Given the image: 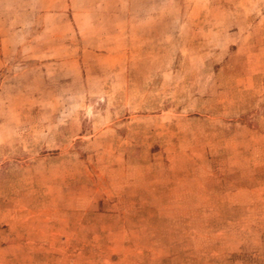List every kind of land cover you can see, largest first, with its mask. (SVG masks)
<instances>
[{"label": "rangeland", "instance_id": "1", "mask_svg": "<svg viewBox=\"0 0 264 264\" xmlns=\"http://www.w3.org/2000/svg\"><path fill=\"white\" fill-rule=\"evenodd\" d=\"M0 264H264V0H0Z\"/></svg>", "mask_w": 264, "mask_h": 264}]
</instances>
